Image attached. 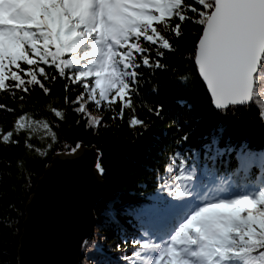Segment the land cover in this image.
<instances>
[{
  "label": "snow or ice",
  "instance_id": "1",
  "mask_svg": "<svg viewBox=\"0 0 264 264\" xmlns=\"http://www.w3.org/2000/svg\"><path fill=\"white\" fill-rule=\"evenodd\" d=\"M187 25L192 30L185 33ZM189 35L193 44L182 53L184 71L206 85L214 111L227 121L240 110L254 109L264 128V0H0V154L5 162L9 153L25 167L30 156L46 157L34 140L54 151L59 142L54 128L67 120L68 111L94 134L107 126L104 112L110 120H123L125 109L133 110L137 101L148 115L161 118L165 106L146 102L140 88L151 85L149 95L159 94V73L172 72L169 56L181 53L174 40ZM57 80L64 82V107H39L36 91L51 96ZM200 119L196 114L195 122ZM126 122L142 129L138 136L155 123L134 113ZM192 122L182 124L180 114L169 119L173 135L158 153L165 154L162 175H154L157 203L136 209L137 226L122 236L123 248L115 245L119 257L100 248L95 264H264V152H246L245 138L237 170L201 164L199 152L179 150L196 129L183 136L178 132ZM61 147L58 155L72 156L83 142ZM257 165L261 175L254 179ZM94 168L98 175L105 173L100 161ZM88 247L84 239L81 251Z\"/></svg>",
  "mask_w": 264,
  "mask_h": 264
},
{
  "label": "trees",
  "instance_id": "2",
  "mask_svg": "<svg viewBox=\"0 0 264 264\" xmlns=\"http://www.w3.org/2000/svg\"><path fill=\"white\" fill-rule=\"evenodd\" d=\"M190 30L192 25L184 28L185 33ZM174 43L179 45L181 53L169 56L167 63L172 72L159 73V94L149 95L151 85L148 87L142 85L140 88V94L146 102L165 106L161 118L148 115L137 101L133 110L125 109L123 120H110L108 118L110 113L104 112L102 123L107 126H101L94 134L86 130L83 121L77 125L75 121L78 117L68 111L67 120L54 128L59 138L54 151H48L45 142L33 141L34 146L47 151L46 157L30 156L25 167L23 162L17 163L13 153L8 154L7 162L4 155L0 154V264H19L20 240L27 204L46 168L52 163L53 158L63 151L61 146L65 142L74 145L75 142L82 141L83 148L96 149L98 161L105 169L102 180L107 188V194L96 205V227L88 239L89 247L83 252L80 264H95L99 259L97 250L100 248L109 252L112 257H119L121 253L117 251L115 245L121 243L122 236L127 237L129 231L137 226L134 214L136 209L150 208L157 203L153 199L156 186L154 175H162L159 169L164 164L165 154L158 153L164 144L171 141L173 133L168 123L172 116L180 114L182 124L193 120L191 128L184 127L178 132V135L183 136L196 129L195 134L191 135L179 150L185 155L189 154L187 151L189 149L192 153L199 152L201 164L219 167L221 171L225 166L230 171L237 170L238 156L245 138H248L246 152H264V128H261L255 110L251 112L240 110L237 118L223 120L220 114L214 111L206 86L192 72L184 71L188 65L186 58H182V53H187L192 47L193 37L189 35L179 41L174 40ZM48 70L51 71L50 68ZM182 76L188 77V80H181ZM63 83L62 80L53 83L49 97H45L37 90L33 100L36 101L38 98L41 108L49 104L63 108L65 104ZM181 84L187 85L188 90H183ZM6 102L11 104L10 100ZM133 113L140 118L155 121L143 136L137 135L142 131L139 126L133 128L126 122ZM196 114L201 117L198 123L195 122ZM45 116L56 124L50 112H45ZM221 128L225 129L222 137ZM217 138H220L219 145L215 143ZM217 148L227 151L218 152ZM233 148L235 151H231ZM14 151L23 152L24 149ZM211 157L216 158L215 162ZM193 158L195 159V156ZM7 163H10L11 167H8ZM256 174L261 175L258 165L251 171L254 179ZM113 212L116 214L114 220L111 216Z\"/></svg>",
  "mask_w": 264,
  "mask_h": 264
},
{
  "label": "water",
  "instance_id": "3",
  "mask_svg": "<svg viewBox=\"0 0 264 264\" xmlns=\"http://www.w3.org/2000/svg\"><path fill=\"white\" fill-rule=\"evenodd\" d=\"M96 161L97 150L88 148L53 158L26 207L19 264H80L82 241L92 236L96 205L107 194Z\"/></svg>",
  "mask_w": 264,
  "mask_h": 264
}]
</instances>
